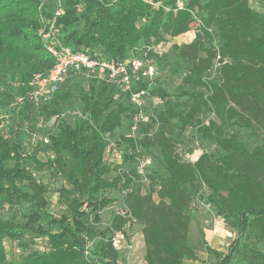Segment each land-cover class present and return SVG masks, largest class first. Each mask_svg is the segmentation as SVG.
<instances>
[{"label": "trees", "instance_id": "1", "mask_svg": "<svg viewBox=\"0 0 264 264\" xmlns=\"http://www.w3.org/2000/svg\"><path fill=\"white\" fill-rule=\"evenodd\" d=\"M25 1L41 7L37 19L26 17L17 0H0V68L21 71L18 80L27 91L34 75L45 77L54 65L38 30L57 0ZM255 2L260 10L249 0H60L64 13L56 19V37L73 52L117 63L170 43L162 56L148 55L158 70L149 92L162 101L159 127L137 152L125 137L136 113L128 95L74 72L38 106L25 101L9 108L19 93L5 94L1 105L10 106L0 117V264H119L109 238L128 222L130 229L141 227L145 264L194 262L197 251L213 264H264V0ZM193 30L191 44H172ZM73 110L88 118L65 116ZM39 118L56 123L41 131ZM108 133L122 143L121 165L104 160L102 135ZM194 145L201 155L189 163L183 154ZM141 156L152 161L145 181L136 171ZM37 172L47 175L46 183ZM57 183L66 209L54 216L46 212L45 196ZM108 192L120 195L130 219L113 215L101 224L100 211L112 201L100 196ZM195 202L231 230L226 252L210 248L200 226L198 250L191 242ZM26 234L46 239L49 249L8 261L3 240L19 244Z\"/></svg>", "mask_w": 264, "mask_h": 264}, {"label": "built area", "instance_id": "2", "mask_svg": "<svg viewBox=\"0 0 264 264\" xmlns=\"http://www.w3.org/2000/svg\"><path fill=\"white\" fill-rule=\"evenodd\" d=\"M40 8L38 7L39 10ZM176 8H182V4L179 1L176 2ZM63 13L60 0H57L52 17L47 20L40 18L39 41L53 60L54 65L45 77L34 75L28 84V90L25 94L16 96L11 108L16 105L21 106L25 101L31 102L36 106L47 102L58 92L59 86L66 80L69 72H74L85 81L105 83L128 95V102L136 109V113L125 137L134 140L135 149L139 152V142L145 137H151L158 130L157 110L162 103L157 96L149 92V89L156 84L155 79L158 77V70L148 60V55L152 53L154 56H162L170 47V43L148 46L138 55H131L128 60L123 62H105L98 58H92L84 52H73L70 48L61 44L56 37V19L62 16ZM194 37L195 33L193 32V39ZM140 83H144L146 88H138ZM75 117L85 120L88 118V115L78 110ZM55 123L56 118H52L47 122L39 118L37 129L42 131L43 129L52 127ZM144 125H151V130L147 133L139 132V128ZM102 139L106 143L104 160L112 166L121 165L124 153L122 146H120L122 144L120 139L116 135L109 133L102 135ZM32 141H36L35 136L32 137ZM42 142L47 144V137L43 138ZM189 156L188 153H184L183 159L190 160ZM151 163V158L148 156H141L136 160V171L144 181L146 180L147 169L151 166ZM112 209V212H114L112 216L116 215L124 219L131 218L129 213L123 211L125 209L123 202L121 203V207H113ZM81 210L87 212V205H84ZM129 229L128 222L124 226L123 231L113 232L109 238L111 248L121 255L122 258L126 257L128 252L130 253L133 249L131 241L127 236ZM89 249H91V243H88L84 251L85 256L89 254ZM119 264L127 263L120 261Z\"/></svg>", "mask_w": 264, "mask_h": 264}, {"label": "rangeland", "instance_id": "3", "mask_svg": "<svg viewBox=\"0 0 264 264\" xmlns=\"http://www.w3.org/2000/svg\"><path fill=\"white\" fill-rule=\"evenodd\" d=\"M18 5L25 9L26 17H30L33 19H37L39 15V9L37 6V2L34 1L30 3L25 0H17ZM249 3L252 8L255 10H260L258 4L255 0H249ZM193 31L186 33L184 35L179 36L175 40L172 41V44L177 45H189L193 41ZM21 71L18 69H13L9 71L6 68H0V117L3 115V111L5 108H8V105H1L4 102V95L7 93L18 92L17 95H23L26 86L24 83L19 82L18 78H21ZM162 75V74H161ZM165 75V74H164ZM163 76V75H162ZM166 77V76H163ZM162 77V78H163ZM87 88L86 85H84ZM26 91V90H25ZM23 93V94H22ZM16 98V97H14ZM14 101H12L13 103ZM11 108V106L9 107ZM78 110L70 111L66 113V117L75 118ZM10 112V111H9ZM8 112V116L10 113ZM185 153H188L189 159L195 161L201 155V151L197 145H194L192 149H186ZM50 155V154H49ZM185 161L191 163L192 161L188 159H184ZM10 165V164H9ZM36 178L39 179L42 183H46L47 175L44 172L34 173ZM60 184L57 183L55 185L50 186L49 193L45 196L47 201L46 212L48 214L59 216L66 208L60 199V194L57 191L59 189ZM24 189V188H23ZM147 191V185L143 187V193ZM100 197L111 199V203L106 205L101 212L100 222L103 226L108 225L112 219V208L113 207H121L122 198L116 192H108L103 193ZM155 201L156 198H154ZM191 210L193 212V221L190 224V239L195 248H199L198 243V232L197 226L202 227L205 241L215 251L218 252H226L227 246L233 239V234L230 229H228L222 222V220L212 213V211L205 205L199 202H195L191 205ZM10 212L4 213V218H9ZM128 239L131 241L133 246L132 251L124 258L122 261L127 264H145L143 261L144 255V245H143V237L141 232V227L139 225H133L132 228L127 233ZM3 245L5 247V253L8 261L12 263L20 262L28 253L37 251L42 253L43 251H47L49 249L47 240L44 238L37 239L31 234H26L24 238L19 241L17 240H9L5 238L3 240ZM197 261L190 262L187 261L184 264H213L214 259L212 257H208L205 253L200 251L196 252Z\"/></svg>", "mask_w": 264, "mask_h": 264}]
</instances>
